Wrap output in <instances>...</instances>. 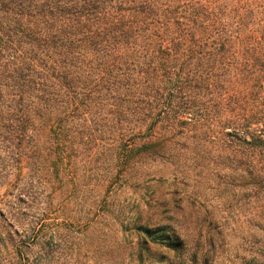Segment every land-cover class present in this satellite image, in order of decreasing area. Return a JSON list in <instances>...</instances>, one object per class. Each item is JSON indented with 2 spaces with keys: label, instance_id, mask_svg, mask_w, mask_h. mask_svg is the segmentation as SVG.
I'll list each match as a JSON object with an SVG mask.
<instances>
[{
  "label": "trees",
  "instance_id": "16d2710c",
  "mask_svg": "<svg viewBox=\"0 0 264 264\" xmlns=\"http://www.w3.org/2000/svg\"><path fill=\"white\" fill-rule=\"evenodd\" d=\"M192 155L264 240V0H0L1 231L45 185ZM166 220L132 225L138 264H219Z\"/></svg>",
  "mask_w": 264,
  "mask_h": 264
},
{
  "label": "rangeland",
  "instance_id": "374dc122",
  "mask_svg": "<svg viewBox=\"0 0 264 264\" xmlns=\"http://www.w3.org/2000/svg\"><path fill=\"white\" fill-rule=\"evenodd\" d=\"M84 167L77 165L79 174L109 168L95 158ZM208 169L214 175L210 182L201 177ZM113 172L122 178L104 184L93 175L61 188L45 185L37 200L21 205L16 227L0 230V264H138L131 227L141 216L175 220L189 249L200 241L205 251L212 233L218 239L219 264H241L242 237L248 236L251 251L257 250L258 260L264 263V240L259 241L263 233L247 225L250 216L244 210L241 214L237 199L224 193L213 165L199 164L192 155L186 162H149L127 171L116 167ZM192 194L198 196L197 202L189 197ZM229 197L234 201L232 211L227 206ZM5 218L9 223L11 217ZM202 220L206 223L201 228ZM255 231L257 244L251 238Z\"/></svg>",
  "mask_w": 264,
  "mask_h": 264
}]
</instances>
